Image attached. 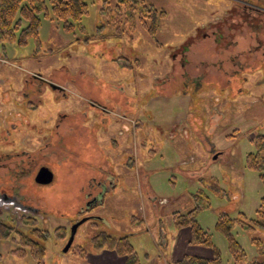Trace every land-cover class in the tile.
<instances>
[{
    "label": "rangeland",
    "instance_id": "obj_1",
    "mask_svg": "<svg viewBox=\"0 0 264 264\" xmlns=\"http://www.w3.org/2000/svg\"><path fill=\"white\" fill-rule=\"evenodd\" d=\"M45 1L39 45L0 43V185L36 210L42 263L117 264L90 245L104 229L128 234L139 261L152 264L173 254V213L189 211L190 194L201 192L208 205L196 219L220 264H233L218 214L254 218L264 198L246 161L252 137L264 135V0H142L157 10L154 36L149 18L114 34L100 9L108 1L112 13L116 0H85L71 30ZM42 166L53 172L48 184L35 181ZM232 232L255 257L251 234ZM16 247L0 241V264H38L29 251L14 256Z\"/></svg>",
    "mask_w": 264,
    "mask_h": 264
},
{
    "label": "trees",
    "instance_id": "obj_2",
    "mask_svg": "<svg viewBox=\"0 0 264 264\" xmlns=\"http://www.w3.org/2000/svg\"><path fill=\"white\" fill-rule=\"evenodd\" d=\"M48 2L53 17L61 21L66 30H71L78 25L88 11L85 0H48ZM105 3L107 4L102 6L100 11L108 23L114 24V30H112L114 34H126L127 31L130 32V30L135 28L133 20L139 22L149 18L152 23L147 27L148 33L151 36L155 35L157 10L152 6L145 4L142 0H116L115 8H111L112 13H110L108 9L110 4L108 1H105ZM123 8L125 11H122ZM46 12L45 0H0V43L3 44L17 38V42L20 45H25L28 38H33L36 41L35 43L39 45L37 38L40 24L39 16L41 14L46 15ZM112 18H114V21H112ZM23 22H25V25H23ZM128 24L131 25L128 26ZM126 25L130 28H127ZM16 32H18V36H16ZM252 141L255 144V151L247 154V165L256 169L264 181V135L257 134L252 137ZM200 193L196 192L193 195V207L184 214L173 213L172 221L175 228H188L190 231L189 242L196 246L211 249L212 256L184 255L179 260L169 264H220V254L211 241L210 234L202 228L196 219V213L200 206L208 205V202L203 200V197L206 199V196H202ZM202 203L204 204L201 205ZM37 222V218L31 216L24 220L22 227L19 228L13 225L10 217L0 219V241L11 239L17 245L16 248L12 249L13 255L23 257L29 251L38 264H43L45 248L42 241L45 240L46 235L43 234L41 236L45 232L40 231L41 228L36 226ZM97 225L98 223H95L94 227L97 228ZM235 226L251 234L250 241L256 251L255 257L247 259L244 248L233 236L232 231ZM216 229L227 239L228 250L233 264H264V198H262L256 211V217L247 219L241 211L235 216L221 212L218 214ZM13 234L18 235L24 244L21 241L19 242V239L15 240ZM39 241L40 244L38 243ZM90 245L95 250L113 251L124 258L123 264H142L129 240L128 234L114 236L104 229H97L90 237ZM76 252L79 253L83 260L86 259L87 252L85 248L76 246ZM1 259L2 255L0 253ZM81 264L91 263L84 261Z\"/></svg>",
    "mask_w": 264,
    "mask_h": 264
},
{
    "label": "crops",
    "instance_id": "obj_3",
    "mask_svg": "<svg viewBox=\"0 0 264 264\" xmlns=\"http://www.w3.org/2000/svg\"><path fill=\"white\" fill-rule=\"evenodd\" d=\"M191 172V171H189ZM189 175H191V179H196V172H191L189 173ZM147 178V176H146ZM151 188V186H149ZM190 202L187 201V205L193 207L194 202H193V195L194 193L190 194ZM186 205V204H185ZM160 230V229H159ZM177 230V234L174 236L173 238V242H174V246H173V254H169V255H165L162 254L158 255V259L155 258V260L153 261L152 264H169L170 262H174L176 260H179L182 256L184 255H197V256H203V257H211L212 256V252L209 248L207 247H202V246H196L193 245L189 242L190 239V231L188 228H176ZM163 237V235H162ZM160 237V241H162V244L164 246H167L168 241L166 239H164V237L162 238ZM109 251V250H108ZM112 256V259H114L117 264H122L123 263V259L121 256H118L116 253H114L113 251H110ZM120 257V259L118 258ZM171 257V258H170ZM172 259V260H170Z\"/></svg>",
    "mask_w": 264,
    "mask_h": 264
},
{
    "label": "flooded vegetation",
    "instance_id": "obj_4",
    "mask_svg": "<svg viewBox=\"0 0 264 264\" xmlns=\"http://www.w3.org/2000/svg\"><path fill=\"white\" fill-rule=\"evenodd\" d=\"M215 31H219L218 29L217 30H215ZM2 168L4 169V171H5V173L6 174H8L10 171H9V165H6V163H4V165L2 166ZM23 169V168H22ZM12 173V171L10 172V174ZM15 177H13V179H14ZM17 179V178H16ZM18 182H16L15 183V186L17 187L18 185ZM15 191H16V189H15ZM14 190H13V192H15ZM13 192H10V191H8L4 186H2V185H0V208H2L4 211H5V214L8 216V217H10V213H11V211L13 212V210H16V211H18V209H16L17 208V206H16V204L17 203H19V204H21V205H23V206H25V207H28V208H30V211H34V209L33 208H31V207H29V206H27V204H26V202H27V200H26V198H24L25 196L23 195V196H18V199L16 198L17 196V194H15V198H14V194H12ZM4 203L6 204V205H4ZM16 206V207H15Z\"/></svg>",
    "mask_w": 264,
    "mask_h": 264
},
{
    "label": "water",
    "instance_id": "obj_5",
    "mask_svg": "<svg viewBox=\"0 0 264 264\" xmlns=\"http://www.w3.org/2000/svg\"><path fill=\"white\" fill-rule=\"evenodd\" d=\"M53 179V173L52 171L48 168V167H45V166H42L39 168V170L37 171L36 175H35V181L37 183H40V184H48L52 181ZM97 198L94 199V201L96 200ZM93 201V202H94ZM81 222H78L76 224L73 225L72 227V230H71V234H70V237H69V240L64 248V250L66 251L69 246L71 245L72 241H73V238H74V235H75V232H76V229L78 227V225L80 224Z\"/></svg>",
    "mask_w": 264,
    "mask_h": 264
},
{
    "label": "built area",
    "instance_id": "obj_6",
    "mask_svg": "<svg viewBox=\"0 0 264 264\" xmlns=\"http://www.w3.org/2000/svg\"><path fill=\"white\" fill-rule=\"evenodd\" d=\"M4 205H6L5 203H4ZM19 217V216H18Z\"/></svg>",
    "mask_w": 264,
    "mask_h": 264
}]
</instances>
